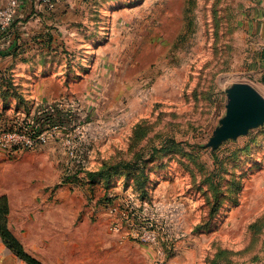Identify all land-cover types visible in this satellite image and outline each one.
<instances>
[{"label": "rangeland", "instance_id": "374dc122", "mask_svg": "<svg viewBox=\"0 0 264 264\" xmlns=\"http://www.w3.org/2000/svg\"><path fill=\"white\" fill-rule=\"evenodd\" d=\"M251 5L59 0L49 46L0 56V121L61 101L89 149L79 174L53 140L0 159L26 252L43 264H264V122L209 143L228 87L264 97ZM0 264L28 263L0 236Z\"/></svg>", "mask_w": 264, "mask_h": 264}, {"label": "built area", "instance_id": "2783aa9c", "mask_svg": "<svg viewBox=\"0 0 264 264\" xmlns=\"http://www.w3.org/2000/svg\"><path fill=\"white\" fill-rule=\"evenodd\" d=\"M36 1L48 11L53 10L56 5V0ZM17 7L18 0H8L5 5L0 6V31L8 28ZM60 103L61 101H36L33 103L32 113L16 111L17 113L0 121V159L13 157L23 150L38 149L53 140L64 149L67 159L72 160L67 163L71 172L79 174L85 170L89 149H80L84 127L74 116L70 117L58 110Z\"/></svg>", "mask_w": 264, "mask_h": 264}, {"label": "crops", "instance_id": "0c3cea01", "mask_svg": "<svg viewBox=\"0 0 264 264\" xmlns=\"http://www.w3.org/2000/svg\"><path fill=\"white\" fill-rule=\"evenodd\" d=\"M58 1L56 0V2ZM6 2L7 0H0V4H5ZM249 13L247 28L254 40V48L257 50L254 56V65L260 74L264 75V0H252ZM55 15V11L54 13L48 12L36 0H18L17 18L19 19L10 28H7L5 31H0V40L2 42L0 44L2 48L0 50L5 53H0V56L13 55V53H10L11 49L20 45L24 40L28 41L26 43L28 45L30 42L31 46L33 41L36 42V39L38 40L41 37L44 45L46 47L49 46L54 39V35L52 33H46L45 30L49 28L45 26L51 19H54ZM23 19H26V21L23 22ZM23 23H26L25 31L23 29ZM257 83L260 86L259 88L264 89V80L261 79Z\"/></svg>", "mask_w": 264, "mask_h": 264}, {"label": "water", "instance_id": "95a60500", "mask_svg": "<svg viewBox=\"0 0 264 264\" xmlns=\"http://www.w3.org/2000/svg\"><path fill=\"white\" fill-rule=\"evenodd\" d=\"M225 115L209 143L218 144L264 122V97L250 84L236 82L227 89Z\"/></svg>", "mask_w": 264, "mask_h": 264}, {"label": "trees", "instance_id": "16d2710c", "mask_svg": "<svg viewBox=\"0 0 264 264\" xmlns=\"http://www.w3.org/2000/svg\"><path fill=\"white\" fill-rule=\"evenodd\" d=\"M13 49H11L10 53L14 54L15 52H13L14 51ZM3 52L4 51L0 50V53L5 54ZM8 213H9L8 199L4 194H2V195H0V236H1V238L4 240V242L7 244V246L11 250H13L26 263H28V264H43L41 261H39L38 259L31 256L28 252H26L22 243L13 234V232L9 229V227H8Z\"/></svg>", "mask_w": 264, "mask_h": 264}]
</instances>
